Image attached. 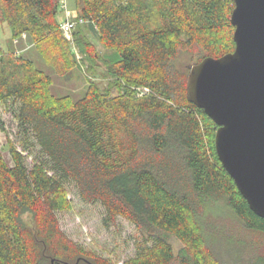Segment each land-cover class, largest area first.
Here are the masks:
<instances>
[{"label": "trees", "instance_id": "obj_1", "mask_svg": "<svg viewBox=\"0 0 264 264\" xmlns=\"http://www.w3.org/2000/svg\"><path fill=\"white\" fill-rule=\"evenodd\" d=\"M70 1L112 50L105 61L111 79L106 88L89 81L80 98L58 96L51 74L0 45V101L19 104L20 124L44 155L29 167L11 143V165L0 147V264H73L76 251L92 257L60 229L58 213L71 204L68 182L85 201L100 202L111 221L122 216L140 230L148 245L123 264H224L200 220L208 202H224L262 234L264 218L220 161L217 125L189 101L190 70L176 60L182 51L198 52L196 63L234 51V0ZM59 7L61 0H0V19L11 39L26 33L47 62L72 65ZM73 39L93 57L83 28ZM26 212L36 216L33 226ZM172 234L184 243L179 254Z\"/></svg>", "mask_w": 264, "mask_h": 264}, {"label": "rangeland", "instance_id": "obj_2", "mask_svg": "<svg viewBox=\"0 0 264 264\" xmlns=\"http://www.w3.org/2000/svg\"><path fill=\"white\" fill-rule=\"evenodd\" d=\"M72 5V1L68 0V9L59 7L58 17L62 22L66 18L75 22L72 32L65 34L74 51V64L65 66L61 59L57 61V66L47 62L26 33L23 34V40L11 39L10 27L1 19L0 45L33 60L39 68L51 74L54 82L52 89L56 95L80 98L91 80L97 82L101 88L108 86L111 77L107 74L105 61L111 56L112 50L107 49L97 34L87 28L86 22L78 17V11ZM80 27L94 45L93 57L86 55L75 44L74 32ZM198 58V52L182 51L176 64L181 69L190 70ZM18 105L12 101H0V147L8 163L14 165L10 150L13 143L23 151L26 163L31 167L44 158V155L34 135L26 134L23 130L17 116ZM66 186L71 204L68 210L58 213L60 229L70 243L75 245L76 250L84 249L86 252L83 254L89 253L92 256L89 259L76 251L72 253L70 263L77 264L78 258L84 257L90 264H94L95 261L92 260L97 257L112 264H123L148 245L136 225L122 216L111 221L100 202L85 201L73 183L68 182ZM205 207V211L199 215L200 220L208 242L224 264H264L261 257H264V234L248 229L222 201L210 200ZM23 217L28 225L33 226L36 222V216L31 212H26ZM168 238L175 252L179 254L184 243L173 234Z\"/></svg>", "mask_w": 264, "mask_h": 264}, {"label": "water", "instance_id": "obj_3", "mask_svg": "<svg viewBox=\"0 0 264 264\" xmlns=\"http://www.w3.org/2000/svg\"><path fill=\"white\" fill-rule=\"evenodd\" d=\"M234 2V51L194 64L187 95L215 121L220 161L264 218V0Z\"/></svg>", "mask_w": 264, "mask_h": 264}, {"label": "built area", "instance_id": "obj_4", "mask_svg": "<svg viewBox=\"0 0 264 264\" xmlns=\"http://www.w3.org/2000/svg\"><path fill=\"white\" fill-rule=\"evenodd\" d=\"M61 6L65 10L68 9V0H61ZM68 14L70 15V12H68ZM61 27H62L64 33L69 35L75 27V22L70 18H66L61 23ZM24 35H25V33H24Z\"/></svg>", "mask_w": 264, "mask_h": 264}]
</instances>
